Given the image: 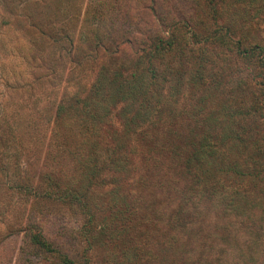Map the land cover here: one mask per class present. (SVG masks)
Returning <instances> with one entry per match:
<instances>
[{
  "label": "rangeland",
  "instance_id": "374dc122",
  "mask_svg": "<svg viewBox=\"0 0 264 264\" xmlns=\"http://www.w3.org/2000/svg\"><path fill=\"white\" fill-rule=\"evenodd\" d=\"M197 1L0 0V116L10 120L18 135L12 142L2 125L7 138L0 148V264H15L29 229L40 230L71 258L90 264H103L112 257L122 264H264L262 174L254 182L249 176L225 178L222 171L211 169L213 173L201 179L210 195L194 193L195 200L190 202L188 196L184 205L183 190L190 182L172 164L165 167L174 178L172 187L154 182L134 191L126 181L111 180V173L89 196L96 210L92 225L83 212L37 199L33 192L45 174L79 180V169L70 157L56 156L53 162L64 144L74 151L80 143L75 132L55 135L52 120L57 103L74 94L83 96L101 68L112 73L132 71L157 34L176 42L186 39L199 48L185 25L198 21ZM202 19L203 28L208 27L211 20ZM181 66L190 71L187 61L182 59ZM208 68L201 87L186 80L181 88L171 80L163 85L160 115L172 120L158 130L199 135L207 128L195 122L198 115L246 106L248 97L234 93L230 82L242 77L248 82L255 76L251 67L216 63ZM126 106L119 103L112 110L111 121L102 127L104 134L126 129L121 116L133 114ZM260 123L261 119L243 121L241 137L263 136ZM214 127L211 130L222 128ZM258 146L229 143L224 149L232 160L244 161L264 174V153L258 154ZM19 184L27 188L21 191ZM102 224L108 236L97 233ZM91 230L92 242L87 238Z\"/></svg>",
  "mask_w": 264,
  "mask_h": 264
},
{
  "label": "trees",
  "instance_id": "16d2710c",
  "mask_svg": "<svg viewBox=\"0 0 264 264\" xmlns=\"http://www.w3.org/2000/svg\"><path fill=\"white\" fill-rule=\"evenodd\" d=\"M199 1L198 21H193L191 26L185 24L192 31L191 38H195L199 48L186 39L184 42H176L174 38L164 39L157 34L152 38L146 53L137 58L138 63L132 71L115 70L112 73L101 68L83 96L74 94L57 103L52 120L55 135L58 132V135L75 132L80 143L74 151L66 149L64 144V148L57 150L53 162L56 156L70 157L79 169V180L74 181L64 175L45 174L38 187L33 189L37 199L56 201L81 211L88 224L92 225L96 210L89 196L95 187H102L113 176L111 173L114 174L111 180L118 183L126 181L134 191H143L154 182L172 187L175 184L174 178L165 169L166 165L172 164L174 168L181 169L182 177L190 182L183 190L184 205L188 203V196L189 200L192 196L190 202L195 200L194 193L203 192V198L210 195V191L203 190L201 179L208 178L213 173H210L211 169L217 173L222 171L225 178L235 180L249 176L256 182L261 174L264 176L259 170H251L253 168H249L244 161L229 158V153L224 149L229 143L235 146L246 143L258 146L259 143L258 154L264 153V134L255 140L241 137L245 120L261 119L260 126L264 128V0ZM202 16L211 20L208 27L203 28ZM182 59L190 66L189 72L186 66H181ZM216 63L229 68L245 65L255 72V76L249 78L248 82L244 77L230 82L234 93L248 97L246 106L230 107V111L217 115L197 114L199 117L195 122L207 128L199 135L158 130L163 122L172 120V117L162 120L160 115L163 85L171 80L181 88L186 80L194 88L201 87L205 85L208 66ZM169 66H176V69L172 70ZM123 102L127 105L126 109L132 108L133 111L130 116H121L126 129L121 133L113 131L104 134L102 127L111 121L112 110ZM214 124L222 128L213 131L211 129L215 128ZM2 125L5 132L9 131L7 134L12 142L18 138L17 130L10 120L0 116V148L6 137ZM174 141L178 144L174 145ZM167 161L170 163L166 164ZM167 169L170 170V167ZM12 177L15 175L12 174ZM41 183L46 186L42 187ZM19 186L21 191L27 188L26 184ZM99 227L98 234L109 235L104 224ZM93 231L96 234V227ZM93 231L87 236L90 242L95 239ZM43 260L51 264H90L84 262L83 258H71L63 248L47 240L40 230H26L15 264H38ZM103 264L122 263L112 257Z\"/></svg>",
  "mask_w": 264,
  "mask_h": 264
}]
</instances>
